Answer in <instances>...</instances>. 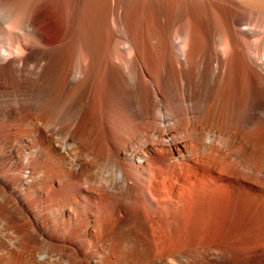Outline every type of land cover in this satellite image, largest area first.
<instances>
[{
    "label": "bare ground",
    "instance_id": "1",
    "mask_svg": "<svg viewBox=\"0 0 264 264\" xmlns=\"http://www.w3.org/2000/svg\"><path fill=\"white\" fill-rule=\"evenodd\" d=\"M0 264H264V0H0Z\"/></svg>",
    "mask_w": 264,
    "mask_h": 264
}]
</instances>
